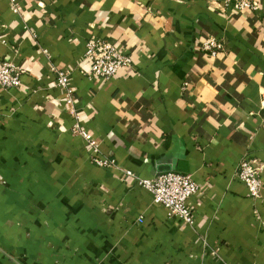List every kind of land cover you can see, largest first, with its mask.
<instances>
[{"label":"crops","instance_id":"obj_1","mask_svg":"<svg viewBox=\"0 0 264 264\" xmlns=\"http://www.w3.org/2000/svg\"><path fill=\"white\" fill-rule=\"evenodd\" d=\"M255 1L242 12L227 0H20L14 13L0 0V61L23 67L27 86L0 88V264H50L29 257L32 239L13 244L30 225L28 237L72 239L102 264H264V198L236 176L254 158L264 186V0ZM92 37L132 58L110 81L79 72ZM207 38L221 44L215 54L202 49ZM56 69L72 71L68 107ZM78 123L111 167L92 161ZM168 170L199 187L193 225L168 218L138 183Z\"/></svg>","mask_w":264,"mask_h":264},{"label":"built area","instance_id":"obj_2","mask_svg":"<svg viewBox=\"0 0 264 264\" xmlns=\"http://www.w3.org/2000/svg\"><path fill=\"white\" fill-rule=\"evenodd\" d=\"M19 2L20 0H9L12 12H19ZM226 4L242 12L258 9V4L255 0H227ZM201 46L202 49L209 50L212 54L221 49V44L211 38H207ZM131 62L132 58L111 40L92 37L84 45L79 72L90 79L96 78L110 81L123 68L129 66ZM55 72V87L63 93L64 106L68 107L73 102L72 71L69 69H56ZM25 73L26 71L23 67L11 61L1 60L0 88L23 90L27 87L23 82ZM73 133L83 138L90 150L91 159L97 166H112L113 161L107 157L100 156L99 142L92 133L83 129L80 123L74 125ZM262 173L263 166L256 159L247 156L241 159L236 176L252 199L264 198ZM128 174L129 171H125L123 176ZM138 183L151 192L154 203L164 209L168 218L178 219L187 225L194 224L196 215L192 207L188 205V202L198 192L199 187L191 175L177 170H168L152 178L140 179ZM137 223H143V218L138 217Z\"/></svg>","mask_w":264,"mask_h":264},{"label":"rangeland","instance_id":"obj_3","mask_svg":"<svg viewBox=\"0 0 264 264\" xmlns=\"http://www.w3.org/2000/svg\"><path fill=\"white\" fill-rule=\"evenodd\" d=\"M4 178L0 174V182H3ZM28 212L31 215H35V209L38 208L33 202H29L27 204ZM33 223L48 227L50 225V220L45 219L43 221H40L38 219H34ZM31 225L29 226V231H31ZM28 230H14V237L12 238L13 244L16 246L20 245V242L22 240H33V242L37 243V247L35 251L29 255L30 258L33 259V261H50V264H80V261L82 259L86 260V264H102V260H98L93 256L86 255V252L82 250V248L78 246H74L72 239L68 238H60V241H56L53 236L46 235L45 237H41L36 239V236L34 237H28L27 233ZM25 233V234H24ZM78 245V244H76ZM4 244L2 241H0V251L3 249ZM5 253L4 251H2ZM6 254V253H5ZM28 254L23 253H17V255L14 254L12 258L15 261H26V257Z\"/></svg>","mask_w":264,"mask_h":264}]
</instances>
